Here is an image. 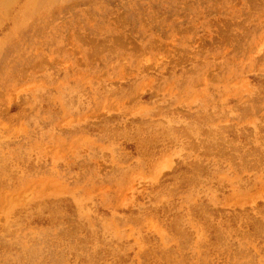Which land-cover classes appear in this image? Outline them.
Wrapping results in <instances>:
<instances>
[{
  "label": "rangeland",
  "instance_id": "rangeland-1",
  "mask_svg": "<svg viewBox=\"0 0 264 264\" xmlns=\"http://www.w3.org/2000/svg\"><path fill=\"white\" fill-rule=\"evenodd\" d=\"M0 264H264V0H0Z\"/></svg>",
  "mask_w": 264,
  "mask_h": 264
}]
</instances>
